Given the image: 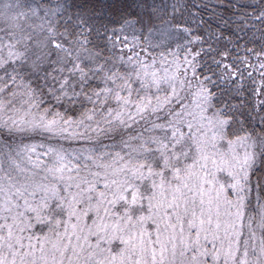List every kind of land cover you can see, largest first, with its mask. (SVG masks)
I'll list each match as a JSON object with an SVG mask.
<instances>
[{
    "label": "snow or ice",
    "instance_id": "1",
    "mask_svg": "<svg viewBox=\"0 0 264 264\" xmlns=\"http://www.w3.org/2000/svg\"><path fill=\"white\" fill-rule=\"evenodd\" d=\"M0 264H264V0H0Z\"/></svg>",
    "mask_w": 264,
    "mask_h": 264
}]
</instances>
